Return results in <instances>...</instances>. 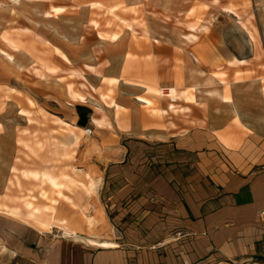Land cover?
<instances>
[{
  "label": "rangeland",
  "instance_id": "rangeland-1",
  "mask_svg": "<svg viewBox=\"0 0 264 264\" xmlns=\"http://www.w3.org/2000/svg\"><path fill=\"white\" fill-rule=\"evenodd\" d=\"M0 3V49L13 56L9 60L0 52V204L19 208L22 214H25L22 202L29 194L36 198L35 204L39 207L45 204L39 199V184L21 178L19 171L23 170L49 169L54 175H73L77 181L87 183L85 172L73 174V168L78 166L84 171L83 167L88 165L85 157H91L88 163L94 166L90 148L92 145L97 148V141L105 142L108 136L105 130L92 127L93 118L105 116L110 122L115 120L121 130L127 129L129 121H143L145 129L153 128L151 126L156 119L169 121L174 115L154 117L145 105L135 100L140 96L146 97L156 102L158 110L167 111L171 101L150 95L145 91L148 87L193 92L197 105H186L185 100L177 104L191 107L187 117L190 116L192 121L199 120L203 128H207L206 104L211 101L210 111L220 115L214 119L217 123L208 127L210 131L215 126L220 128L215 133L218 141L220 137L237 140L239 148L233 151L241 152L239 156L264 160V143L258 140L253 148L247 150L253 141L247 140L246 134L230 120L232 112L229 107L219 109L217 100L222 101V98L217 93L223 94L225 86L213 78L216 68L224 66L227 55L247 60L254 57L250 40L237 18L223 8L240 11L244 20L253 17L252 23L259 30L264 53V0H48L36 3L31 0H0ZM94 3L103 7L91 8ZM52 6L66 7L68 11L58 18H45L43 14ZM111 9L119 19L126 21L125 25L108 13ZM94 20L99 22L97 29L90 25ZM190 26L197 28L194 33L198 36L196 42L186 37L192 33ZM22 28L31 32L23 33ZM99 32L108 35L120 33L121 37L112 43L100 39ZM3 37L18 43L22 49L19 52L13 50ZM54 47L67 55L71 64L60 59ZM196 57L200 62H196ZM33 66L53 68L56 72L51 74L45 70L46 79H40L32 73L30 68ZM223 72L227 73L225 81L231 85L233 106L240 105V110L247 117L255 118V115L262 114L264 59L250 67L227 68ZM81 74L85 79L76 76ZM100 77H114L119 83L117 87L109 86ZM67 84L83 93L87 101L71 103ZM82 84L94 87L97 92L91 93ZM111 89L114 91L112 100L122 108L119 112L101 100V95H107ZM28 100L36 106H30ZM82 107L91 111L90 115L86 113L89 123L84 127L90 133L75 144L69 133L63 134L57 121L78 127V109ZM73 131L80 135L79 131ZM113 134L109 136L116 138ZM38 143L43 147L37 146ZM25 144L33 152L24 147ZM147 147V154L178 156L173 147L170 151L161 144H149ZM71 156L84 164H76ZM82 156L83 160L80 159ZM64 195L79 205L82 215H90L93 202L84 189L70 188ZM64 207L66 205L60 204L58 212ZM106 213L107 223L100 229L111 232V223L117 227L116 217L109 209ZM59 225L57 222L56 226ZM76 225L82 229L83 238H88L83 218L82 224L79 218L76 219ZM56 230L55 236L59 234V229Z\"/></svg>",
  "mask_w": 264,
  "mask_h": 264
},
{
  "label": "crops",
  "instance_id": "crops-1",
  "mask_svg": "<svg viewBox=\"0 0 264 264\" xmlns=\"http://www.w3.org/2000/svg\"><path fill=\"white\" fill-rule=\"evenodd\" d=\"M217 101L219 109H231ZM210 102L203 121L207 128L186 112L172 114L169 121L156 119L147 129L143 121H129L121 130L115 120L109 128H95L93 118V128L108 132L105 142L100 139L97 148H90L102 174L98 201L105 217L109 209L117 223H111V232L102 225L96 232L99 240L118 247L66 238L59 226L41 233L0 213V264H264V160L246 159L233 151L239 146L218 141L220 128L210 131L208 126L220 114L210 111ZM234 107L251 131L238 128L253 141L247 150L258 140L264 143V123L249 124L240 105ZM256 116L264 119V112ZM149 144L173 147L178 156L147 154ZM60 202L66 207L58 212V205L56 217L66 219L83 238L76 225L78 218L82 224L79 205L72 199Z\"/></svg>",
  "mask_w": 264,
  "mask_h": 264
},
{
  "label": "bare ground",
  "instance_id": "bare-ground-1",
  "mask_svg": "<svg viewBox=\"0 0 264 264\" xmlns=\"http://www.w3.org/2000/svg\"><path fill=\"white\" fill-rule=\"evenodd\" d=\"M32 2H45L48 0H31ZM218 0H216L217 2ZM1 4V3H0ZM102 8L103 6L99 3H94L91 5V8ZM68 10L66 9V7H58V6H52L50 7L49 11H46L43 16H45V18H49L51 19L53 18H58L61 15L65 14ZM223 11L235 16L237 18L238 24L241 25L242 29L244 30V32L246 33L248 39L250 40L251 46H252V51L254 54V57L250 60L247 59H238L236 56L234 55H227L225 58V63L224 66H219L217 67V71L213 73V78H217L219 79V83L224 85V93L223 94H219L217 93V95H219L220 98H222V100L225 103H228L231 107V112L234 116L233 118V122L236 125V127H238L239 129H241V131H244L246 133H251V131L247 128V126L245 125V123L242 122V113H240L237 108H235L233 106V98H231L230 96V89H231V85L229 83H227L225 81V78L227 76V73L223 72V70H226L227 68L230 69H240V67H250L252 66L254 63H261L264 59V53H263V47H262V41L260 39V34H259V30L256 27V25H253L252 23V19H246L244 20V14L241 13L240 11H237L236 9L230 8V7H224ZM114 10L111 9L108 11L109 14H112L115 16V18L117 20H119V22H121L122 24H126V21L123 19H119V17L116 16V14H114ZM91 27L94 28H98L99 27V22L94 20L92 22H90ZM130 27V26H128ZM133 29V28H132ZM190 31L192 32L191 34L186 35L187 39L190 40L191 42H196V40L198 39V36L194 35V33H196L197 28H195L194 26H190L189 27ZM21 31L23 33L25 32H31L29 29L27 28H22ZM209 30H207L206 34H208ZM121 35L120 33H113V34H105V33H100L99 32V38L102 40H108L112 43L117 42L120 39ZM4 41H6V43L15 51L19 52L22 47L21 45H19L18 43L12 42L11 40L7 39L6 37H3ZM1 53H4L6 55L7 58H9V60L13 59V56L9 53H6L5 51L0 49ZM54 52L55 54L62 59L65 63H69L71 64V60L67 57V55H65L60 49L54 47ZM196 62H200V60L196 57ZM86 68L94 70L92 67L86 66ZM32 70V73L35 74V76L40 79H46L47 75L45 73L49 72V73H55L56 70L55 69H49L46 68L45 66H41V67H36L33 66L32 68H30ZM29 71V70H28ZM79 78H84V75H76ZM104 82H106L109 86H114L117 87V84L119 83V80L117 78L114 77H110V78H105ZM263 82V86L261 88V93H262V97H264V78L262 79ZM83 87H86L90 90L91 93H96L97 89H95L92 86H87L85 84H82ZM67 92H68V96L70 98V102L71 103H78V104H82L85 103L87 101V97L85 95H83V93L76 91L74 88H72V86L70 84H67ZM146 91L150 94V95H155L157 97L160 98H165L166 100L171 101L169 103V106L167 108V111L165 110H158L156 108V102L153 100H150L146 97L140 96L138 98H136V100L140 103H143L146 107V109L149 110V112L155 117H165L166 115L169 114H184V112L188 113L191 111L190 108L188 107H183L181 108L177 102L179 101H183L185 100L187 103L191 104V105H197V100L195 99V96L193 94V92H187V91H183L180 92L178 91L176 88H168L167 91L162 90V89H157V88H150L148 87L146 89ZM112 94H114V91L111 89L110 92L107 95H101V100L102 102L104 101V103L107 105V107H114L116 109L117 112L121 111L122 108L117 105L113 100H112ZM100 100V101H101ZM110 101V102H109ZM28 103L30 106H36L35 103H33L32 101L28 100ZM71 104V105H73ZM99 111H101L99 108H97ZM26 114H28L25 111ZM29 121L33 122L32 118L29 117ZM251 121V122H249ZM60 126H61V131H63V134L65 132V134L71 135L73 137V141L78 143L81 138H83L84 135L89 134L90 131L86 130V129H82L79 127H74L70 124H66L63 121H57ZM248 123L249 124H256V123H264V119L263 118H253V117H248ZM92 124L94 125L95 128H101V127H110V122L109 120L103 116L100 119H93L92 120ZM73 130H77L80 132V135H77L75 133V131ZM220 141L224 143L225 146L227 147H238L239 145V141H233V139L231 138H224V137H220ZM59 145L61 146V148H64L62 146V143H59ZM58 145V146H59ZM39 147H43L41 145V143H38ZM95 146V145H94ZM24 147H26L27 149L31 150L33 152V149L31 147H29L28 145H24ZM96 148V147H94ZM66 158V154L63 155ZM70 155H68L69 157ZM72 158V156H71ZM91 157H85V161L86 164H88L87 166H84V171H81L78 169V166L73 168V174L77 173V172H85L86 174V179H87V183H81L79 181H77L73 175H66V174H61V175H54L53 172L49 169H44V170H40V171H31V170H23V171H19L21 178H23L24 180H29L32 181L33 183H37L39 184V199L42 200L43 202H45V204L41 207H39L37 204H35L36 198L31 197V195L29 194L28 196H26V198L23 200V211L25 212V214H22V210L19 208H10L7 205L4 204H0V213L4 214L5 216L9 217V218H14V219H18V220H22L24 223H30L32 224L39 232H47V233H51L53 230V227L56 226L57 222L60 224V230L61 233L64 235V237L66 238H73L76 241H83V243L88 244L90 246H94V247H104V248H115L118 247L117 244L108 242V241H102L99 240L98 238L100 237L99 234L96 232L98 230V227H100V225L104 226L107 223V218L105 217V212L104 209L102 207V205L99 203L98 201V187H99V183H100V173L99 170L96 169L93 165L91 166L88 163V159ZM75 159V158H72ZM81 160H83V156L80 158ZM76 160V164H78V162L80 164H84L83 161H80L78 159ZM76 175V174H75ZM98 178V179H97ZM17 180V185L18 187H20L19 184V178L16 177L15 178ZM82 188L86 191V194L88 197H90L92 199V210L90 212V215H82L83 218V223H84V230L87 232V234L89 235L88 238H80L77 233L75 232V230H73L71 228L70 223L66 220V219H60L56 217L57 214V206L59 205V202L61 200H67L68 202H70V199H68L64 194L67 191H70V188ZM97 238V239H96Z\"/></svg>",
  "mask_w": 264,
  "mask_h": 264
},
{
  "label": "trees",
  "instance_id": "trees-1",
  "mask_svg": "<svg viewBox=\"0 0 264 264\" xmlns=\"http://www.w3.org/2000/svg\"><path fill=\"white\" fill-rule=\"evenodd\" d=\"M78 111H79L78 115L80 116V120L78 122V127L83 129L84 127H87L88 123H89V118L86 115V113H88L90 115L91 111L84 108V107L79 108Z\"/></svg>",
  "mask_w": 264,
  "mask_h": 264
},
{
  "label": "built area",
  "instance_id": "built-area-1",
  "mask_svg": "<svg viewBox=\"0 0 264 264\" xmlns=\"http://www.w3.org/2000/svg\"><path fill=\"white\" fill-rule=\"evenodd\" d=\"M260 213H261V216H263V217H264V211H261Z\"/></svg>",
  "mask_w": 264,
  "mask_h": 264
}]
</instances>
